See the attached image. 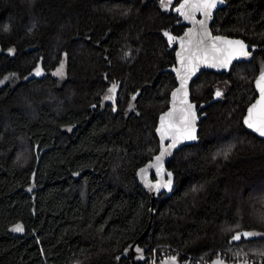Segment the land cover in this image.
I'll list each match as a JSON object with an SVG mask.
<instances>
[{
    "label": "trees",
    "instance_id": "1",
    "mask_svg": "<svg viewBox=\"0 0 264 264\" xmlns=\"http://www.w3.org/2000/svg\"><path fill=\"white\" fill-rule=\"evenodd\" d=\"M226 1L212 32L262 50L194 81L199 105L227 90L202 112L200 143L169 162L176 188L152 209L136 173L159 151L177 86L163 32H184L179 0H0V264H130L136 240L148 255L264 251V140L243 126L264 70V0ZM244 232L261 235L230 244Z\"/></svg>",
    "mask_w": 264,
    "mask_h": 264
},
{
    "label": "water",
    "instance_id": "2",
    "mask_svg": "<svg viewBox=\"0 0 264 264\" xmlns=\"http://www.w3.org/2000/svg\"><path fill=\"white\" fill-rule=\"evenodd\" d=\"M167 2V0H165ZM176 0H171V3H174ZM197 0H189L188 4L185 5L181 12H184L188 15L189 18H186L185 15H182L181 12H177L176 9L180 7L181 4L185 3V0H180L173 8L174 14L179 18V23L182 26H185V30L181 35H174L168 31L170 36L175 37L174 40L169 41L168 36H165V39L169 46V51L175 50V64L171 67H168L163 70V72L173 73L176 78L177 86L172 90L170 94V100L168 108L159 115L157 126L155 129L156 136L159 141V151L155 154L151 160H149L144 166L138 169L136 173V179L138 185L142 190L147 194L150 199L152 209L154 204L158 199L165 195V197L172 196L176 188V176L175 174L168 169V164L172 161L177 152L181 149L194 146L200 143L201 139L200 134V123L203 119L207 117L206 113H202L212 104L222 100L223 95L219 90H216L213 98L207 102L198 104L192 100L191 89L194 81L199 77L203 71H209L216 74H230L233 66L237 63L250 62L254 55L257 52H260L262 49L257 46H252L248 44L245 40L237 37H230L221 34H214L212 32V25L215 20V15L218 11L224 8L227 5V1L223 0V3H220L219 0H216V6L210 9V16L206 17L204 11L197 10L192 7ZM204 21V24L201 25L197 21ZM210 35H206L205 33ZM222 37L226 41H241L245 46L243 51L249 53L248 55L241 54V48L237 44H226L222 41H216V48L222 51H217L212 49V37ZM203 39L204 43L199 44L198 41ZM183 45V46H182ZM178 53L180 55H178ZM230 54V58H229ZM197 57L196 59L191 60V66L195 67L194 72L188 71L190 67V58ZM183 59V64L181 60ZM227 61V67L221 66V61ZM215 64L216 66H210ZM264 72V70L262 71ZM261 72V73H262ZM260 73V75H261ZM187 76L186 91L187 103H182L185 100L183 95L185 89H181L177 93L175 99L173 98V92H176L180 88L181 80L180 76ZM260 75L256 79H259ZM255 89L257 93L256 99L249 105L246 110L245 116L243 118L244 128L254 134L259 139L264 140V136H260L259 133L254 131L252 128H249L245 123V120L248 118L249 108L255 104L260 99V91L255 82ZM120 87H117L114 91V104L117 101L118 92ZM217 92H220V95H217ZM189 105H194L193 108L189 109ZM195 113V119L193 121L191 113ZM171 113V115H169ZM163 117V120L161 119ZM187 117V120L182 123L181 118ZM187 131L191 132V129L194 128L195 139H187L185 126ZM164 132L165 136L162 140L161 132ZM173 137L176 138V144L174 147H171ZM165 148L167 151L165 152ZM164 152L162 159L157 162L156 157ZM42 155V154H41ZM169 173L171 175H169ZM150 227L145 231L141 236L144 238L148 235ZM242 234V233H241ZM237 235V234H236ZM243 235H241L240 240H230V244H239L242 240ZM123 257L129 259L130 264H146L149 262V255L147 251L139 245V241L136 240L133 243L129 244L123 251ZM158 264H180L177 259H166ZM210 264H247L243 262L238 263H229L220 259H213Z\"/></svg>",
    "mask_w": 264,
    "mask_h": 264
},
{
    "label": "snow or ice",
    "instance_id": "3",
    "mask_svg": "<svg viewBox=\"0 0 264 264\" xmlns=\"http://www.w3.org/2000/svg\"><path fill=\"white\" fill-rule=\"evenodd\" d=\"M189 0H185V3L184 4H181L179 8L176 9L177 12H181V9H183L185 7L186 4H188ZM220 3H223V0H219ZM161 3H165V0H161ZM167 3H171V0H167ZM216 6V0H197L196 3H194L192 5L193 8L197 9V10H202L204 11V14L206 17L210 16V9L214 8ZM182 15H185L186 18H189L188 15L184 12H181ZM197 23L203 25L204 24V21L201 20V21H197ZM206 35H210L208 34L207 32L205 33ZM165 36H168L169 38V41H172L175 39V37L173 36H170L167 32L164 33ZM216 41H222L223 43H226V44H237L240 46L241 48V54L243 55H248L249 53L243 51L244 49V45L241 41H226V40H223L222 37H219V36H216V37H212V44H211V47L212 49L214 50H217V51H222L220 49H217L216 48ZM199 44H203L204 41L203 39H201L200 41H198ZM183 46V45H182ZM178 55H180L178 53ZM197 57H191L190 58V67L188 69L189 73L190 72H194L195 71V67L194 66H191V60L192 59H196ZM229 58H230V54H229ZM181 63L183 64V59L181 60ZM210 66H213L215 67L216 65L215 64H212ZM221 66L223 67H227V61H221ZM61 69H63V64H61ZM40 74V70L37 69V75ZM58 75H62V71H59L56 73ZM180 80H181V85H180V88H178L176 90V92H173V98L175 99L176 95L178 92L181 91V89H185L183 95L185 97V100L182 101V103H187V100H186V96H187V91H186V84H187V76L186 75H181L180 76ZM256 85L257 87L259 88V91H260V99L255 103L253 104L249 110H248V118L245 120V123L247 124V126L249 128H252L254 131H256L257 133H259L260 136H264V72L261 73L259 79L256 81ZM115 88H116V85H113V87L111 89H109L110 92H114L115 91ZM221 93L220 92H217V95H220ZM111 97H106V99H110ZM194 105H189V109L193 108ZM169 115H171V113H169ZM192 115V119L194 121L195 119V113L192 112L191 113ZM163 120V117L161 118ZM187 120V117H182L181 118V121L182 123L184 121ZM187 125L185 126V131H186V136L185 138L187 139H195V136H194V128L191 129V132H188L187 131ZM164 132L162 131L161 132V138L162 140L164 139ZM176 138L173 137V140H172V144L170 145L171 147H174L175 144H176ZM167 151V148H165V152ZM164 155V152H161V154L159 156L156 157V160L157 162H159L162 157ZM169 175H171L169 173ZM22 226H17L16 228L13 229V231H22ZM241 235H243L244 237H250V236H254V235H260V233H251V232H244L242 234H237V235H234L232 237L233 240H240L241 239Z\"/></svg>",
    "mask_w": 264,
    "mask_h": 264
},
{
    "label": "built area",
    "instance_id": "4",
    "mask_svg": "<svg viewBox=\"0 0 264 264\" xmlns=\"http://www.w3.org/2000/svg\"><path fill=\"white\" fill-rule=\"evenodd\" d=\"M170 258L179 260L180 264H210L215 258L229 263H237L240 261L247 264H264V255L247 254L242 260H237L230 258L224 249H218L214 253V256L211 257L209 252L202 255L188 254L167 244H160L152 249L149 255V264H158Z\"/></svg>",
    "mask_w": 264,
    "mask_h": 264
},
{
    "label": "rangeland",
    "instance_id": "5",
    "mask_svg": "<svg viewBox=\"0 0 264 264\" xmlns=\"http://www.w3.org/2000/svg\"><path fill=\"white\" fill-rule=\"evenodd\" d=\"M61 64H63V69H61ZM62 71V75L56 74L57 72ZM54 76L59 78L60 80H63L66 78L67 75V64L65 60H62L60 65L56 68V70L53 72ZM216 89L219 91L226 93L227 90V85L225 83L219 84L216 86ZM253 233H259V232H253ZM261 235V233H260ZM254 236H259V235H254ZM225 250V253L230 256V258L237 259V260H242L243 257L247 254H252V255H264V251L261 250H255L254 245L250 246L248 249L244 248L242 245H235V246H230L225 248H222ZM240 262V261H238ZM237 262V263H238Z\"/></svg>",
    "mask_w": 264,
    "mask_h": 264
},
{
    "label": "flooded vegetation",
    "instance_id": "6",
    "mask_svg": "<svg viewBox=\"0 0 264 264\" xmlns=\"http://www.w3.org/2000/svg\"><path fill=\"white\" fill-rule=\"evenodd\" d=\"M177 1V0H176ZM180 1V0H179ZM179 3V2H178ZM177 3V4H178ZM163 5H167V7L170 9V7L172 6V5H174L175 4V2L174 3H167L166 1H165V3H162ZM179 19V18H178ZM216 90H218V89H216ZM215 90V91H216ZM221 92V91H220ZM215 93V92H214ZM222 93V95L224 96V94L225 93H223V92H221ZM203 112V111H202ZM202 112H201V114H202Z\"/></svg>",
    "mask_w": 264,
    "mask_h": 264
}]
</instances>
